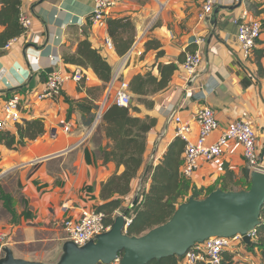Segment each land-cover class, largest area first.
Listing matches in <instances>:
<instances>
[{
  "label": "crops",
  "instance_id": "1",
  "mask_svg": "<svg viewBox=\"0 0 264 264\" xmlns=\"http://www.w3.org/2000/svg\"><path fill=\"white\" fill-rule=\"evenodd\" d=\"M17 4L32 24L28 30L13 35L19 28ZM200 5L201 0H115L108 11L107 25L97 27L90 20L94 0H2L0 99L20 97L22 119L18 123L36 119L45 123L44 134L35 140H25V145L10 149L0 144L1 166L6 171L3 173L11 170L18 173L21 199H25V206L18 213L20 222L7 229L0 228L3 233L7 231L6 235L10 233L9 244L1 243L10 246L16 257L56 261L65 242L56 221L65 215H78L81 206L100 205L103 183L114 173L124 171V166L106 163L101 157V149L112 143L104 130L95 127L83 140L108 108L110 96L105 91L113 92L119 85V82L113 85L114 80L127 79L130 83L135 76L152 75L160 81V65H177L164 88L150 83L142 86V93H136L130 85L131 105L136 107L135 111L131 109L132 114L156 119V124L146 134L142 167L131 182L130 193L123 199L124 208H131L129 214L133 218L135 198H140L141 190L149 191L156 166L176 139L173 113L194 118L202 108L211 106L221 127L233 120L249 119L254 122L258 146L263 153L264 77L258 75L257 59L263 51L264 63V31L256 51L248 59L243 56L237 31L245 10L250 12V19H259L264 25V0H216L211 18L204 22L198 20ZM127 15L135 26L133 43L126 53L119 54L109 34L108 20ZM9 33L12 36L7 39ZM129 36L127 33L125 37ZM108 37L113 41V49L105 45ZM200 38L203 41L199 44ZM85 39L111 62L110 83L99 79L90 67L82 68L64 61L65 55L77 54L80 42ZM196 50L203 59L198 75L193 81L185 80L182 64L186 53ZM78 68L85 73L83 81H67L62 94L54 99L38 98L45 89L48 75L57 71L72 74ZM88 105L104 107L99 120L96 116L100 109L93 108L89 112L85 109ZM67 122L72 124L71 132L64 131ZM8 130L16 132V124ZM194 132L193 138L198 133L196 123ZM219 134L217 131L209 141L216 140ZM180 157L179 173L182 179H187L181 175L183 154ZM246 168L242 144L231 141L219 159L201 161L200 169L187 179L191 190L186 193L190 197L193 187L202 189L203 195L223 188L224 182H231L229 171L234 175L230 186L235 190L245 189ZM238 183L245 185L238 189L235 186ZM178 201L179 204L184 202L183 199ZM63 204L71 209L64 211ZM123 211L118 209L115 214ZM241 250L243 252V247Z\"/></svg>",
  "mask_w": 264,
  "mask_h": 264
},
{
  "label": "trees",
  "instance_id": "2",
  "mask_svg": "<svg viewBox=\"0 0 264 264\" xmlns=\"http://www.w3.org/2000/svg\"><path fill=\"white\" fill-rule=\"evenodd\" d=\"M16 5V4H15ZM17 14L20 15V9L17 4ZM17 32L21 34L24 31L20 20L18 19ZM109 34L113 38L116 49L119 54H124L133 43L135 26L130 16L115 17L108 20ZM264 30V25H263ZM129 37L126 38V34ZM12 36V33L7 35V39ZM6 42V41H5ZM264 50V49H263ZM256 51V49L254 50ZM263 51L260 52L257 59L258 75L264 77V63L262 62ZM64 61L81 66L82 68H92L99 79L106 84L112 80V64L104 57L97 47H94L92 42L85 39L80 42L76 55H65ZM177 65L174 63L160 65L161 80L155 76L148 75L135 76L130 82L131 88L136 93H142V86L147 84H156L158 88H164L176 70ZM99 109L98 105L85 106L89 112ZM136 110L133 105L119 106L115 103L108 106L102 115V120L99 127L105 131L107 138L111 140V144L101 149V157L104 162H114L117 167L124 166L122 173H114L102 185L100 198L103 202L96 206L97 211H102L106 214V220L113 222L116 216V210H125L124 196L131 191V182L139 174L142 167L144 154L146 151V134L148 130L156 124V119L152 117L141 118L135 116L131 112ZM98 111V110H97ZM45 132V123L41 119L26 120L23 124L16 123V132L5 130L0 132V144L13 149L19 145H25V140H35ZM185 148V141L176 137L171 143L168 152L164 155V159L155 168L152 176V183L149 191H143L140 194L139 201L133 208L134 218L131 226L128 228L130 235H141L151 228L165 223L173 215L179 204L178 200L183 197V194L191 190V186L187 179H182L179 173L181 163V154ZM2 157H0V174L3 172L1 166ZM250 169H244V174L247 179L250 178ZM228 177L232 183L233 173L229 171ZM1 181V180H0ZM224 182L223 188L231 190L233 187ZM248 187V185H247ZM246 187V188H247ZM245 188V189H246ZM249 188V187H248ZM213 191V190H211ZM210 191V192H211ZM209 192V193H210ZM192 196L201 198L203 196L202 189L193 187ZM190 198V197H188ZM0 199L3 200L5 208L12 215V224L20 222V216L15 210L14 197L8 192L1 191ZM28 214V213H27ZM131 215V214H129ZM264 218V207L262 209ZM247 253H252L255 256L261 254L264 260V223L258 227L257 237L252 245L243 244V249ZM244 251V250H243ZM244 252V253H246ZM236 254L229 250H224L222 253L221 264H234ZM177 256H169L160 260H153L148 264H178ZM195 264H208L204 261H198Z\"/></svg>",
  "mask_w": 264,
  "mask_h": 264
},
{
  "label": "built area",
  "instance_id": "3",
  "mask_svg": "<svg viewBox=\"0 0 264 264\" xmlns=\"http://www.w3.org/2000/svg\"><path fill=\"white\" fill-rule=\"evenodd\" d=\"M114 4L115 0H94V9L90 15L92 24L97 27L106 26L108 11ZM215 5L216 0H201L198 20L201 22L209 20L211 14L214 12ZM1 6L2 0H0V9ZM249 16L250 12L248 10L242 13L237 31V40L245 59L252 57L264 31L262 21L259 19L252 20ZM19 20L25 30H28L32 24V20L23 12H20ZM202 41L203 39L200 38L197 40V43L200 44ZM105 45L109 49H113L114 47L113 41L109 37L105 39ZM202 60L199 50L187 52L182 64V78L193 81L198 75ZM85 78L86 76L82 68L76 69L72 74H65L61 71L52 73L48 75L45 89L39 93L38 98L41 100L54 99L62 94L67 81L74 80L80 83ZM118 82L119 85L113 91L114 103L119 106H130L132 103L130 83L127 79L119 78L113 81V85H116ZM21 105L22 102L18 95L5 100L0 99V132L8 130L11 126L20 122L22 119ZM103 106L98 112L97 120L102 115ZM171 119L175 124V136L185 141L180 169L181 175L185 178H191L200 169L202 160L212 162L219 159L231 141H237L242 144L243 155L250 171H264V158L262 159V151L258 146V135L253 121L241 118L221 127L216 112L211 106L202 108L194 118H185L181 114L173 113ZM195 123L198 127V133L193 138ZM95 127H92L87 132L83 140L87 139L94 132ZM64 131H72V124L70 122L64 125ZM217 131L220 132L217 139L210 142L209 138ZM62 209L69 211L71 206L63 204ZM79 209L78 215H65L56 221V224L61 227L64 233V240L84 245L96 238L97 235L112 228L113 222L111 223L106 220L104 212L97 211L95 208L89 206H81ZM121 213L123 212H118L116 215ZM132 222L133 217L127 215L125 230L128 231ZM248 234L254 241L257 237V230H253ZM244 243L242 235L233 237L213 236L203 243H196L183 257H178V264H195L198 261H204L208 264H221L224 250L232 251L238 257H242L244 253H242L241 248ZM112 264H120L119 259Z\"/></svg>",
  "mask_w": 264,
  "mask_h": 264
},
{
  "label": "water",
  "instance_id": "4",
  "mask_svg": "<svg viewBox=\"0 0 264 264\" xmlns=\"http://www.w3.org/2000/svg\"><path fill=\"white\" fill-rule=\"evenodd\" d=\"M250 180L246 189L218 187L204 198L191 196L177 206L169 220L141 235H130L125 230L131 210L128 207L115 216L110 230L86 244L65 241L54 262L16 257L10 246L0 242V264H112L117 259L120 264H148L169 256L183 257L196 243L213 236L242 235L243 241L252 245L248 233L264 223V171H251Z\"/></svg>",
  "mask_w": 264,
  "mask_h": 264
},
{
  "label": "rangeland",
  "instance_id": "5",
  "mask_svg": "<svg viewBox=\"0 0 264 264\" xmlns=\"http://www.w3.org/2000/svg\"><path fill=\"white\" fill-rule=\"evenodd\" d=\"M105 92H106V94H108L110 96V100L107 103V106H109L111 104V101H112V97L111 96L113 95V92H111V90H109V89H106ZM110 93H112V94H110ZM97 95L100 96V93H97ZM100 107H99V109H100ZM101 120H102V118L99 120L98 124L96 125V128L99 131L101 130V128L99 127V125L101 123ZM93 126H95V125H93ZM96 137L97 138L99 137V133L96 134ZM0 154H1V152H0ZM206 162H208V161H206ZM3 172H6V171H3ZM1 174H0V180H1L0 181V192L1 191H5V192H8L11 195H13V197H14V204L13 205L15 206L16 212L19 213V209H21L22 207L25 206L24 205L25 204V199H21L22 198L21 197V195H22V189H21V185H20V180L18 179V173L15 172V171H13V170H11V171H8L4 175H1ZM250 184H251V180L249 178L247 180L248 187L250 186ZM244 185H245V183L235 184V186H237L238 189L240 188V186H244ZM141 191H144V190H141ZM208 194H209V192L206 193L205 195L201 196V198H204ZM188 196L189 195L187 193H184L183 194V197H181L180 199L181 200L183 199L184 201H187L189 199V198H187ZM16 206H18V208ZM24 212H26L25 214H27L28 213V210H25ZM11 224H12V215L5 208L3 200L0 199V228L2 227L3 229H7V228H9V225H11ZM6 234H8L7 231L5 233H3V232L0 231V242H2L4 244H9V241H10V239H9L10 233H9V235H6ZM61 234H62L61 237L63 239V237H64L63 232H61ZM64 241H66V240H64ZM60 242H62V240ZM245 250L246 249L244 248V251L242 253L246 252ZM2 255H3V253L0 252V256H2ZM254 263L255 264H264V260H263V257L262 256L261 257L260 256L259 257L258 256H255L251 252L250 253H247L246 252V253L242 254V258L241 257L235 258V262H234V264H254Z\"/></svg>",
  "mask_w": 264,
  "mask_h": 264
}]
</instances>
